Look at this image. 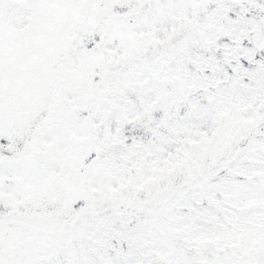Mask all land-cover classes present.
Segmentation results:
<instances>
[{"label":"snow or ice","instance_id":"6c2138e0","mask_svg":"<svg viewBox=\"0 0 264 264\" xmlns=\"http://www.w3.org/2000/svg\"><path fill=\"white\" fill-rule=\"evenodd\" d=\"M0 264H264V0H0Z\"/></svg>","mask_w":264,"mask_h":264}]
</instances>
